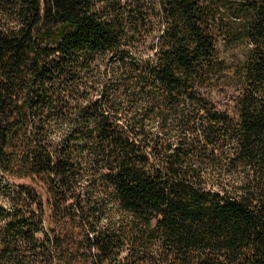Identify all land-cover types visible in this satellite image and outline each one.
<instances>
[{
  "label": "trees",
  "instance_id": "obj_1",
  "mask_svg": "<svg viewBox=\"0 0 264 264\" xmlns=\"http://www.w3.org/2000/svg\"><path fill=\"white\" fill-rule=\"evenodd\" d=\"M0 264H264V0H0Z\"/></svg>",
  "mask_w": 264,
  "mask_h": 264
},
{
  "label": "rangeland",
  "instance_id": "obj_2",
  "mask_svg": "<svg viewBox=\"0 0 264 264\" xmlns=\"http://www.w3.org/2000/svg\"><path fill=\"white\" fill-rule=\"evenodd\" d=\"M237 96V93H235L232 88H224V90L217 89L214 91H211L209 93L210 99L215 103V105L220 109V110H226V109H232V100ZM16 184H29L33 185V182L30 179H24V180H17L15 182ZM34 185L37 190L45 197V190L43 187L38 184L34 183Z\"/></svg>",
  "mask_w": 264,
  "mask_h": 264
}]
</instances>
